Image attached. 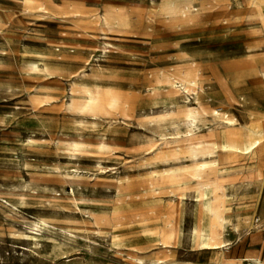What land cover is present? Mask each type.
<instances>
[{
	"label": "rangeland",
	"instance_id": "obj_1",
	"mask_svg": "<svg viewBox=\"0 0 264 264\" xmlns=\"http://www.w3.org/2000/svg\"><path fill=\"white\" fill-rule=\"evenodd\" d=\"M263 132L264 0H0V264L264 261Z\"/></svg>",
	"mask_w": 264,
	"mask_h": 264
},
{
	"label": "bare ground",
	"instance_id": "obj_2",
	"mask_svg": "<svg viewBox=\"0 0 264 264\" xmlns=\"http://www.w3.org/2000/svg\"><path fill=\"white\" fill-rule=\"evenodd\" d=\"M254 12V11H253ZM179 17V16H178ZM192 17V16H191ZM185 19H187V16H184ZM195 20V19H194ZM197 20V19H196ZM175 24V23H174ZM186 24V23H185ZM177 25V24H176ZM85 73V71H82ZM185 89V88H184ZM85 94L87 97H85L86 100V109L89 111L94 110L97 108L100 104L99 99L93 98L91 92L86 91ZM74 103V102H73ZM218 114V113H216ZM224 141V140H223ZM75 152L76 153H70V157L75 158L80 151V148L83 146L79 144H75ZM107 145L105 142L101 143V148L104 150L106 149ZM264 148V132L262 134V137L256 140H250L246 143H244L242 146L239 145H233L229 144L227 142L219 143L217 144L216 149L219 151V153H232L236 155L241 156H258L260 155V152ZM264 165V164H263ZM206 168V164H201L198 168L197 177L201 179V172L204 171ZM100 170H105L106 168L99 165ZM258 176L262 177L264 173V166L258 169ZM82 177L78 171L74 174H66L64 176H61L62 182L66 183L67 181L71 182L72 184H76L78 182H81ZM196 177V179H197ZM214 191L209 185L199 186L195 192V200H196V223L192 229V245L197 251H203V250H219L221 248H224V242L218 243L212 234H209L205 227V216L210 213L213 218H217L218 222H220V225L225 227L229 224L227 219L217 217L216 210L214 205L211 203V199L213 198ZM181 196V195H180ZM179 196V208L182 207L184 204L183 197ZM257 218H254V222H257ZM259 222V221H258ZM42 224L46 225L44 221H42ZM178 224V223H177ZM254 225V223H253ZM39 226V225H38ZM178 229L176 233L173 235V239L175 241V244L178 243L180 239V232H181V222L179 223ZM233 229L240 233V227L236 224H233ZM244 262H248L249 264H264V261H258L256 259H245ZM157 264H165L163 261H158ZM222 264V263H219Z\"/></svg>",
	"mask_w": 264,
	"mask_h": 264
},
{
	"label": "built area",
	"instance_id": "obj_3",
	"mask_svg": "<svg viewBox=\"0 0 264 264\" xmlns=\"http://www.w3.org/2000/svg\"><path fill=\"white\" fill-rule=\"evenodd\" d=\"M259 220H257V222H258Z\"/></svg>",
	"mask_w": 264,
	"mask_h": 264
}]
</instances>
